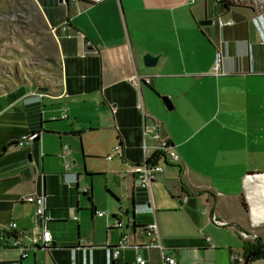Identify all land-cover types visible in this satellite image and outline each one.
Segmentation results:
<instances>
[{"label": "crops", "instance_id": "obj_1", "mask_svg": "<svg viewBox=\"0 0 264 264\" xmlns=\"http://www.w3.org/2000/svg\"><path fill=\"white\" fill-rule=\"evenodd\" d=\"M34 2L58 47L61 83L0 92V224L28 232L34 206L17 199L44 193L52 245L21 258L0 241V264H128L136 254L161 264L157 249L141 246L153 221L176 264H221L226 248L237 264L239 231L253 226L244 177L264 172V11L216 0ZM147 52L159 55L153 67ZM217 56L219 74H210ZM154 121L179 161H164L143 189L128 165L152 155L142 127ZM31 131L40 137L18 146ZM115 145L121 154L107 159ZM123 234L139 246L114 258Z\"/></svg>", "mask_w": 264, "mask_h": 264}, {"label": "rangeland", "instance_id": "obj_2", "mask_svg": "<svg viewBox=\"0 0 264 264\" xmlns=\"http://www.w3.org/2000/svg\"><path fill=\"white\" fill-rule=\"evenodd\" d=\"M232 3L238 7L261 8L264 5V0L257 2L236 0ZM60 62L59 51L53 34L34 0H0V92L11 90L20 85L41 86L54 89L56 92L61 83ZM61 151V154H57L60 157L64 155L63 152L67 153L65 147ZM260 171H264V169ZM256 190V182L246 179L245 196L248 194L253 198L255 202L252 204L258 203ZM248 207L249 204L246 209ZM32 220L35 225L34 213ZM260 223V225L252 227L246 224L245 229L240 230L239 233L247 232L249 237L246 239L249 240L254 239L251 237L252 235L263 237L264 221ZM241 243L242 239H239L238 244L241 245ZM15 249L17 250L8 249L5 251L7 255L12 254L13 251L19 252L18 248ZM219 250L218 261L221 264H229L228 249ZM238 250L239 248L236 246L233 252L240 253ZM237 264H243V262ZM249 264H264V259L255 260Z\"/></svg>", "mask_w": 264, "mask_h": 264}, {"label": "built area", "instance_id": "obj_3", "mask_svg": "<svg viewBox=\"0 0 264 264\" xmlns=\"http://www.w3.org/2000/svg\"><path fill=\"white\" fill-rule=\"evenodd\" d=\"M89 2H99L101 0H86ZM193 1V0H191ZM216 1H222V0H216ZM227 2H235L236 0H225ZM258 1V0H253ZM264 11V5L261 6V8ZM217 23L222 25H231L233 24L232 19L223 20L221 17L216 18ZM220 70V60L217 56L214 65L212 69L208 72L210 74H219ZM143 78L146 82H149L148 77H140L138 75H133L131 77V81L137 82L139 79ZM140 107V106H139ZM158 123L154 121L150 125L143 124L142 127V149L144 152L148 148H151L153 150V153L158 154L157 160H150L151 156H144V159L140 164H129L128 170L130 173L134 174L136 177V183L139 187L143 189H149L151 183L157 178L158 174H160L163 171V162L169 161V162H178L179 161V154L177 153L175 149V145L165 136H162L158 132ZM40 137L39 131H31L25 134H22L19 139L17 140V145L20 147H28L32 144V142ZM147 137L151 138L154 141V144L149 146L147 144ZM115 154H121V148L119 145H115L112 148L111 154H109L106 158L111 159ZM65 166H68V163L65 164ZM258 174H261L263 172H257ZM256 173V174H257ZM252 174V173H251ZM255 175V174H252ZM250 177V173L246 174L244 177V180ZM246 198L249 200V215L251 219V224L253 226H258L260 224H255L252 221V215H251V205L253 201V198L250 197L248 194H246ZM20 202H28L33 204L34 206V215H35V225L28 231H17V224L15 221H10L5 224H0V241H4L7 243V246H11L13 248H18L20 251L21 258H25L28 256V252L30 250H35L38 247L42 248H49L52 245V234L48 228V221L50 219V216L47 214V200L44 193H30L24 196H21L17 199ZM95 213L98 216H102L104 213L102 211L96 210ZM211 221L218 225V226H224L226 225V221L219 220L215 215H212ZM114 225L116 227H122L123 222L121 220H116ZM142 233L148 238V241L145 243H142L141 246L146 249H157L160 253L161 258V264H176V261L173 256L167 254L165 252V248L161 243L160 234L158 225L155 221L150 222L142 227ZM239 235L242 239H246L249 237L247 232H240ZM251 236V235H250ZM255 238L253 235L251 236ZM139 244H136L134 242H131L129 240V236L126 234H123L117 244L113 247V257L116 258L120 255L121 251L130 249V248H137ZM230 259L232 262H241L243 261V257L239 253H231ZM42 264V263H41ZM128 264H146V259L143 258L140 254L135 255V259L133 262Z\"/></svg>", "mask_w": 264, "mask_h": 264}, {"label": "trees", "instance_id": "obj_4", "mask_svg": "<svg viewBox=\"0 0 264 264\" xmlns=\"http://www.w3.org/2000/svg\"><path fill=\"white\" fill-rule=\"evenodd\" d=\"M227 8L234 5L233 3L227 2L225 0L220 1ZM21 86V85H20ZM19 86V87H20ZM158 154L154 153L151 155L150 160H157ZM245 207V204L243 203ZM242 257L243 264H249L255 260L264 259V236L263 237H255L254 239H243L242 245Z\"/></svg>", "mask_w": 264, "mask_h": 264}, {"label": "bare ground", "instance_id": "obj_5", "mask_svg": "<svg viewBox=\"0 0 264 264\" xmlns=\"http://www.w3.org/2000/svg\"><path fill=\"white\" fill-rule=\"evenodd\" d=\"M257 172H254L252 175L250 173V177H247L246 179L251 180L252 182H256L257 185V198H258V203L252 204L251 208V215H252V221L255 224H260V222L264 221V192H263V187H264V172L259 175ZM263 174V175H262ZM245 179V180H246ZM244 180V181H245ZM255 202V201H254ZM243 262V261H242ZM238 263V262H237Z\"/></svg>", "mask_w": 264, "mask_h": 264}, {"label": "water", "instance_id": "obj_6", "mask_svg": "<svg viewBox=\"0 0 264 264\" xmlns=\"http://www.w3.org/2000/svg\"><path fill=\"white\" fill-rule=\"evenodd\" d=\"M201 24H210L211 20H204L200 22ZM143 64L145 67H153L156 65L158 59H159V55H153L149 52L143 54ZM35 86H32V88H34ZM161 100L164 102L166 108H171V104L169 101L168 96H160ZM179 204H181V201H178Z\"/></svg>", "mask_w": 264, "mask_h": 264}]
</instances>
